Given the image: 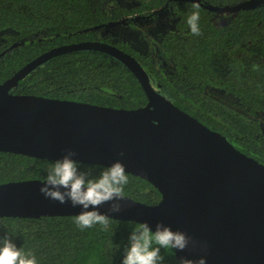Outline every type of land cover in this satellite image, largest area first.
I'll return each instance as SVG.
<instances>
[{"label":"trees","instance_id":"obj_1","mask_svg":"<svg viewBox=\"0 0 264 264\" xmlns=\"http://www.w3.org/2000/svg\"><path fill=\"white\" fill-rule=\"evenodd\" d=\"M240 1L199 0L219 6ZM192 3L0 0V83L51 48L107 42L133 56L149 84L173 105L264 164V132L256 117L264 114V3L227 13L222 23L215 21L216 12L201 5L199 36L191 35L186 23ZM122 19L131 26L151 19L168 25L146 47L101 37V28ZM215 91L234 98V106L216 97ZM11 92L118 109L147 103L131 70L116 57L90 48L52 55L18 79ZM54 161L0 150V183L43 180ZM79 167L98 175L105 166L79 162ZM127 175L126 196L146 204L160 200V192L150 182ZM75 216H0V238L12 235L17 247L35 253L38 264H121L130 232L139 223L112 218L107 231L99 225L81 230L73 222ZM161 254L163 264H177L174 250L161 249Z\"/></svg>","mask_w":264,"mask_h":264},{"label":"water","instance_id":"obj_2","mask_svg":"<svg viewBox=\"0 0 264 264\" xmlns=\"http://www.w3.org/2000/svg\"><path fill=\"white\" fill-rule=\"evenodd\" d=\"M199 3L213 12L233 13L264 0L224 6ZM78 48L116 57L136 76L147 103L118 109L11 92L18 79L37 64ZM68 149L74 150L77 155L73 158L82 163L106 166L119 159L127 173L157 188L161 197L155 204L126 196L120 213H109V204L99 210L115 219L146 221L153 230L162 221L185 231L198 244L174 251L177 261L181 256H205L206 264H264V164L173 105L149 84L133 56L110 43L94 40L51 48L0 83L1 151L56 160ZM121 151L124 156L119 155ZM43 181L0 183V216L79 214L81 208L70 202L60 204L45 198L39 191Z\"/></svg>","mask_w":264,"mask_h":264},{"label":"clouds","instance_id":"obj_3","mask_svg":"<svg viewBox=\"0 0 264 264\" xmlns=\"http://www.w3.org/2000/svg\"><path fill=\"white\" fill-rule=\"evenodd\" d=\"M191 8L186 23L191 35L199 36L201 4L194 0ZM222 18L218 16L217 21ZM76 155L74 150L68 149L66 154L56 159L47 169L39 191L47 199L58 201L60 204L70 202L71 206L80 207L81 211L73 219L79 229H91L99 225L107 231L114 216L99 209L102 205L109 204V213H120L124 210L127 202L125 186L129 184L126 166L117 159L106 165L98 175H93L80 169L79 161L73 158ZM119 155L124 156V152L121 151ZM197 244L198 242L183 230H174L162 221L157 222L153 230L145 221L130 232L121 264H163L161 249H171L176 253L189 247L195 248ZM200 247L206 250L207 246L201 243ZM0 264H38V260L32 250H25L23 246L17 247L12 235L6 234L0 238ZM177 264H206V257L192 259L181 256Z\"/></svg>","mask_w":264,"mask_h":264},{"label":"flooded vegetation","instance_id":"obj_4","mask_svg":"<svg viewBox=\"0 0 264 264\" xmlns=\"http://www.w3.org/2000/svg\"><path fill=\"white\" fill-rule=\"evenodd\" d=\"M123 22H124V20L122 22L117 23V24H112L109 26L106 25L105 27L101 28L99 30L101 37H103V39H107L110 42H114L117 39L129 40L133 43V45L139 46L136 43V41L133 40L132 35L134 34L136 36V35H139L141 32V34L148 36V34L146 32L150 31L151 34H150V36H148V39L152 38V41H153L152 44H154V41H156L158 38H157L156 32L153 31L152 27L156 26V27L162 28V30H163L165 27V24H167L166 21L156 22L153 19L148 20V21H144V22L136 21L134 23V26L126 25ZM143 27L146 28V31L142 30ZM143 41H146V39Z\"/></svg>","mask_w":264,"mask_h":264},{"label":"rangeland","instance_id":"obj_5","mask_svg":"<svg viewBox=\"0 0 264 264\" xmlns=\"http://www.w3.org/2000/svg\"><path fill=\"white\" fill-rule=\"evenodd\" d=\"M120 3H123V4H131V3H133V2H135L136 0H118ZM226 14L227 13H217L216 12V15H215V21L216 22H218L217 21V17L218 16H222L223 18L218 22V23H222V22H224L225 20H226ZM167 25L168 24H165V27H164V29L167 27ZM152 29H153V31H155L156 32V35H157V38H158V36H159V34L160 33H162V31L164 30H162V28H159V27H152ZM143 31H146V28L145 27H143V29H142ZM147 34H148V36H150V34H151V32L150 31H148V32H146ZM127 35V34H126ZM148 36H145V35H143V34H141V32H140V34L139 35H132V38H133V40H135L136 41V43L139 45V46H141V47H146V46H151L152 45V43H153V41H152V38H150V39H148ZM153 37V36H152ZM146 39V41H143V40H145ZM214 94H215V96L216 97H218L219 99H221L223 102H225V103H227L228 105H232V106H234L233 105V103L235 102V99L234 98H232V97H230V96H228V95H223V94H221V93H218V92H214ZM257 119L259 120V122H260V124H261V128H262V130H263V132H264V114L263 113H258L257 114Z\"/></svg>","mask_w":264,"mask_h":264}]
</instances>
